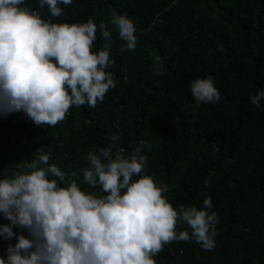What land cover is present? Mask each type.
<instances>
[{
	"label": "trees",
	"instance_id": "16d2710c",
	"mask_svg": "<svg viewBox=\"0 0 264 264\" xmlns=\"http://www.w3.org/2000/svg\"><path fill=\"white\" fill-rule=\"evenodd\" d=\"M22 6L56 23L92 18L93 50L108 46L115 86L94 108L71 106L54 126L36 125L22 111L0 116V178L41 148L65 174L59 186L75 180L104 195L83 181L87 153L113 143L114 134L125 156L143 140L144 174L167 185L168 202L199 209L211 197L217 215L212 250L173 240L155 264H264V100L259 108L249 100L264 89V0H72L58 17L38 0ZM114 12L134 24L132 51L110 23ZM101 22L108 37L100 35ZM157 63L160 74L152 71ZM209 75L219 99L197 103L188 85ZM180 230L190 231L185 223ZM14 243L15 236L0 239V257Z\"/></svg>",
	"mask_w": 264,
	"mask_h": 264
},
{
	"label": "clouds",
	"instance_id": "9594fccd",
	"mask_svg": "<svg viewBox=\"0 0 264 264\" xmlns=\"http://www.w3.org/2000/svg\"><path fill=\"white\" fill-rule=\"evenodd\" d=\"M72 0H38L52 17L62 13L61 4ZM24 0H0V116L22 111L36 125L54 126L65 119L71 106L94 108L115 86L108 46L93 50L97 24L52 22L22 6ZM122 47L136 46L135 27L126 14L112 15ZM99 32L108 37L103 22ZM152 71L163 68L154 64ZM189 92L197 103H214L219 91L209 75L190 81ZM257 108L264 89L249 96ZM113 143L89 151L83 181L98 185L104 195L66 186L65 174L48 164L49 153L37 149L31 160L15 165L0 178V239L15 236L0 264H155L153 257L163 245L192 239L206 251L215 245L217 215L211 197L202 206L174 208L162 195L167 185L144 174L146 156L141 140L128 155ZM115 149V150H114ZM139 177L133 179V177ZM185 223L190 231L180 230ZM21 231H13V227Z\"/></svg>",
	"mask_w": 264,
	"mask_h": 264
}]
</instances>
